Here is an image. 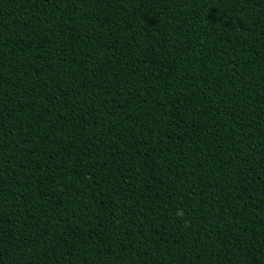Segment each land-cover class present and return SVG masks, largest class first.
Returning a JSON list of instances; mask_svg holds the SVG:
<instances>
[{"label": "trees", "instance_id": "1", "mask_svg": "<svg viewBox=\"0 0 264 264\" xmlns=\"http://www.w3.org/2000/svg\"><path fill=\"white\" fill-rule=\"evenodd\" d=\"M0 264H264V0H0Z\"/></svg>", "mask_w": 264, "mask_h": 264}]
</instances>
